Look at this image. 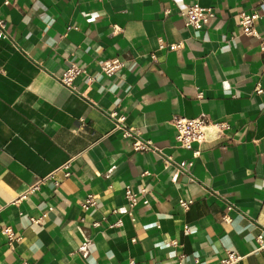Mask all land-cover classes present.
<instances>
[{"label": "crops", "instance_id": "obj_1", "mask_svg": "<svg viewBox=\"0 0 264 264\" xmlns=\"http://www.w3.org/2000/svg\"><path fill=\"white\" fill-rule=\"evenodd\" d=\"M195 1L216 7L199 36L182 15ZM260 1L0 0V264H219L229 249L243 255L235 264H264V18L259 37L239 24ZM113 57L124 65L107 75L101 63ZM72 62L85 69L77 90L59 80ZM202 114L230 129L194 143L195 156L172 119ZM136 135L160 152L136 150ZM69 159L65 177L57 169ZM52 172L58 184L18 199ZM127 184L148 189L133 216ZM88 193L97 204L84 210ZM5 225L21 235L14 245Z\"/></svg>", "mask_w": 264, "mask_h": 264}, {"label": "built area", "instance_id": "obj_2", "mask_svg": "<svg viewBox=\"0 0 264 264\" xmlns=\"http://www.w3.org/2000/svg\"><path fill=\"white\" fill-rule=\"evenodd\" d=\"M8 2V0H7ZM216 14V7L214 5H202L198 1H195L187 6V8L182 12V15L185 17V23L193 32V35L199 36L202 28L207 25L212 17ZM260 18H264V0H261L260 3L249 11H241L239 14V24L242 28L243 33L247 35H253L259 37V31L256 27V21ZM71 27H69L70 29ZM0 37L8 38L9 31L7 28V21L5 18L0 17ZM180 43H165L160 39V48L166 47L167 49L174 50L181 46ZM264 48V43H262ZM154 56V55H153ZM124 61L120 57H113L107 59L101 63V70L107 75H112L116 73L122 66ZM85 72V69L78 65L75 62H72L59 76V80L62 84L67 87H70L74 90H77L74 80L76 77ZM87 78L89 81L94 79V76L87 73ZM264 90L262 80H258L255 85V91L257 93H262ZM201 95V93H199ZM109 115L114 120L116 127L122 130L124 136L134 135V131L131 127H128L125 123L126 114L119 113L116 110L109 112ZM174 126L176 127V139L180 146L192 149L193 155H198L200 153V148L194 149V143H197L198 146L204 143H211L218 140H221L222 137L226 136V131L230 129V123L228 120L221 119H212L209 115L202 114L195 117H189L185 115H177L172 119ZM134 148L139 151L144 150H153L160 152V149L153 146L150 141H145L138 135L135 136ZM193 161H189V164H192ZM71 159L67 160L63 165H61L57 170H61L65 177L71 175L70 170ZM179 169L185 171L187 167L182 164L179 165ZM145 171L144 173H146ZM54 172L50 173L45 177H41L35 183H32L28 188L20 195L18 199L26 197L28 194L35 192L41 186V184L47 179H54ZM55 183H59L58 179H54ZM148 189L143 186L140 190L134 191L132 185L127 184L124 187V195L128 200L127 212L133 216V209L136 204L143 198L144 203H148L149 199L147 197ZM18 199H15L16 201ZM193 199H186L181 197L179 199L180 204L188 208ZM97 204V195L95 193H88L83 200L81 201V206L84 210H89ZM228 209L233 208V204L229 203L227 205ZM118 209H114L117 211ZM224 219L230 220L231 218L225 214ZM34 221H39L38 218L32 217ZM122 219H119L117 222L112 223L110 226L122 224ZM100 221H95L93 224L95 226L100 225ZM185 230H189V226L185 225ZM1 233L7 236V243L9 245H14L17 241L21 239V235L17 234L14 228L11 225H5L1 228ZM258 241L260 242V247L264 248V230L258 235ZM133 241L136 240V237L132 238ZM177 243L176 240L173 241ZM181 257L183 255H180ZM243 255L235 250H227L226 255L221 257L219 264H235L242 259ZM182 261L180 260L179 263ZM127 264H135L133 258H130Z\"/></svg>", "mask_w": 264, "mask_h": 264}]
</instances>
